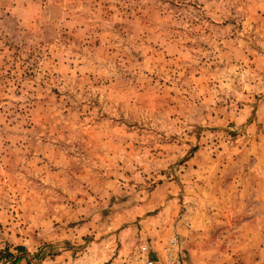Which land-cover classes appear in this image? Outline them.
Instances as JSON below:
<instances>
[{
    "label": "rangeland",
    "instance_id": "1",
    "mask_svg": "<svg viewBox=\"0 0 264 264\" xmlns=\"http://www.w3.org/2000/svg\"><path fill=\"white\" fill-rule=\"evenodd\" d=\"M264 264V0H0V264Z\"/></svg>",
    "mask_w": 264,
    "mask_h": 264
},
{
    "label": "built area",
    "instance_id": "2",
    "mask_svg": "<svg viewBox=\"0 0 264 264\" xmlns=\"http://www.w3.org/2000/svg\"><path fill=\"white\" fill-rule=\"evenodd\" d=\"M158 253L147 245V243H141L139 247L131 253L129 258L121 260L120 264H176L175 260L169 256L162 262Z\"/></svg>",
    "mask_w": 264,
    "mask_h": 264
},
{
    "label": "crops",
    "instance_id": "3",
    "mask_svg": "<svg viewBox=\"0 0 264 264\" xmlns=\"http://www.w3.org/2000/svg\"><path fill=\"white\" fill-rule=\"evenodd\" d=\"M154 250L156 251L157 250V248H154ZM159 255V254H158Z\"/></svg>",
    "mask_w": 264,
    "mask_h": 264
}]
</instances>
